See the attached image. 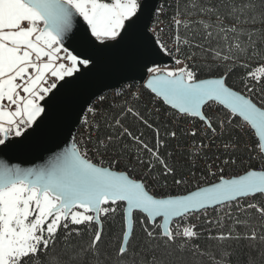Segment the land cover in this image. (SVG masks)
I'll return each mask as SVG.
<instances>
[{"label": "snow or ice", "instance_id": "6c2138e0", "mask_svg": "<svg viewBox=\"0 0 264 264\" xmlns=\"http://www.w3.org/2000/svg\"><path fill=\"white\" fill-rule=\"evenodd\" d=\"M78 17L93 48L139 35L172 64L85 101L44 164L0 161V264H264V0H0L3 149L95 66L65 46Z\"/></svg>", "mask_w": 264, "mask_h": 264}, {"label": "water", "instance_id": "95a60500", "mask_svg": "<svg viewBox=\"0 0 264 264\" xmlns=\"http://www.w3.org/2000/svg\"><path fill=\"white\" fill-rule=\"evenodd\" d=\"M150 2L156 3L157 0ZM69 43L72 45L70 50L94 56L95 66L82 69L76 78H69L71 82L59 93L48 119L28 140L14 149L0 146V161L22 168L44 164L53 152L71 143L69 133L76 134L78 113L85 101L125 83H143L146 79L145 65L151 66L152 61L162 65L172 63L169 57L154 51L139 35L130 36L109 48H93L84 39L79 17L65 46Z\"/></svg>", "mask_w": 264, "mask_h": 264}, {"label": "trees", "instance_id": "16d2710c", "mask_svg": "<svg viewBox=\"0 0 264 264\" xmlns=\"http://www.w3.org/2000/svg\"><path fill=\"white\" fill-rule=\"evenodd\" d=\"M173 2V0L168 1V3ZM145 95H147L145 93ZM205 227H208L207 225ZM120 232V218L117 217L116 220L113 221H106L104 223V239L106 242L113 241L114 236ZM88 235L85 231V235L83 236V240L87 241ZM200 243H207V241L201 240Z\"/></svg>", "mask_w": 264, "mask_h": 264}, {"label": "built area", "instance_id": "2783aa9c", "mask_svg": "<svg viewBox=\"0 0 264 264\" xmlns=\"http://www.w3.org/2000/svg\"><path fill=\"white\" fill-rule=\"evenodd\" d=\"M168 1L170 2V0H160V3H168ZM166 19V18H165ZM172 64V63H171ZM171 64H166V65H171ZM132 85H133V88H135L137 85H139V84H142L141 82H130ZM122 86H120V87H117V88H115V89H119V88H121ZM114 89H112V90H110L109 92H106V93H104V94H109V93H111L112 91H113ZM76 135V134H75ZM210 218H215V213L213 212V211H211L210 210Z\"/></svg>", "mask_w": 264, "mask_h": 264}]
</instances>
